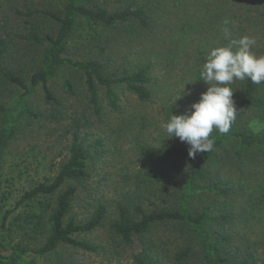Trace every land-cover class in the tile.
<instances>
[{"label":"rangeland","instance_id":"rangeland-1","mask_svg":"<svg viewBox=\"0 0 264 264\" xmlns=\"http://www.w3.org/2000/svg\"><path fill=\"white\" fill-rule=\"evenodd\" d=\"M129 1L83 0L91 7L99 3L110 9L122 7ZM153 1L156 6L153 28L127 33L120 25L100 26L96 31L80 27L71 37L67 50L69 57L87 60L101 56L100 45L105 46L103 61L115 68L126 61V56L134 64L150 63L153 93L147 102L140 101L127 87L119 85L115 87L120 97L117 100L119 109L110 104L102 90V109L97 114L86 96L81 72L74 68L60 69L50 82L60 104L47 101L41 86L24 99V89L0 75V104L11 108L9 112L0 110V129L5 125L16 126V135L4 150L0 165V196L11 193L5 209L12 208L17 196L25 189L56 175L68 158V147L76 129L86 139L91 158L90 177L72 182L78 187L72 212L85 218L100 204L107 208V219L101 227L77 235L96 245L97 251L60 246L56 253L23 257L16 264H135L133 253L151 243L158 245L167 264H179L174 258L184 247L180 224L156 225L146 241L136 238L127 245L114 233L110 223L117 218L119 204H127L132 212H135V206L146 210L178 206L180 194L151 181L145 172L154 168L173 176L184 175L186 166L168 158L164 150L171 144L188 149L189 145L179 138H168L161 124L170 118L169 111L173 106H191L209 87L199 79V73L211 48L212 36L217 35L220 28L217 23L223 20L219 10H223L210 4L212 0ZM231 1L235 25L255 14L247 13L245 7L260 3L259 0ZM64 3L65 0H0V35L9 44L6 64L27 84L39 68L43 47L30 43L26 25L34 22L42 35L56 34L57 23L44 17L43 11L61 13ZM247 30L248 36L264 39L262 33L250 27ZM68 80L74 82L76 93L69 91ZM246 121L255 132L264 130V119L249 116ZM96 140H101L99 149ZM239 145L235 141L219 151L220 157L227 158L226 167L220 171L217 183H209L212 191L194 198L193 207L202 210L210 206L213 215L221 212L229 215L230 224L226 223L225 232L235 235L234 249L242 252L252 248L263 250L264 151L240 148ZM222 182L229 183L228 201L225 194L216 189ZM218 227L217 222L212 221L210 230L214 232ZM13 237L22 238L17 232ZM6 238L0 230V254L3 255L9 253L3 249V245L7 246ZM183 264H193V260Z\"/></svg>","mask_w":264,"mask_h":264},{"label":"trees","instance_id":"trees-1","mask_svg":"<svg viewBox=\"0 0 264 264\" xmlns=\"http://www.w3.org/2000/svg\"><path fill=\"white\" fill-rule=\"evenodd\" d=\"M259 1L260 3L256 5L251 4L244 8L247 13L255 12V14L248 15L245 21L238 25H235L236 22L231 16L233 13L231 0L209 2L220 6L219 9L223 10H219V13L223 15L220 24L217 23L219 17H216L215 23L220 28L217 35L212 36L213 42L210 43V47L228 43V39L224 36L225 29L231 33V38L235 39L248 35L247 27L264 35V0ZM152 3H154L153 0L149 3L143 0H130L122 7L110 9L99 3L91 7L83 0H65L61 13L43 11L44 17L51 18L57 23L56 34L42 35L38 24L34 22L26 25L27 38L30 43L43 47L39 68L31 75L29 84L6 64L9 44L1 35L0 75L6 81L24 89L22 95L24 99L41 86L47 101L60 104V98L52 91L50 82L60 69L74 68L81 72L86 96L97 114H100L102 109L100 102L102 90L105 91L110 104L115 109H119L117 100L120 97L115 91V87L119 85L127 87L140 101L147 102L153 93L150 63L134 64L127 56L126 58L124 56L126 61H123L120 67L115 68L106 60L103 61V57L106 58L105 46L100 45L101 56L87 60L69 57L67 50L71 37L80 27H88L96 31L100 26L110 28L120 25L127 33L153 28L156 6ZM226 20L227 24H225ZM190 25L193 26L192 22ZM254 38L256 45L253 51L257 55H264V39ZM66 85L69 91L76 93L72 80L66 81ZM230 87L234 90L233 99L238 112L229 133L221 135L214 129L210 137L215 139L213 149L208 153H198L195 158L189 157V149L186 146L179 144L166 146L165 155L186 166L184 175L173 176L166 171L154 168H148L145 172L151 181L180 194L178 206L152 210L135 206V212H132L127 204H119L116 210L117 218L110 224L121 242L127 245L132 244L136 238L146 241L156 225L180 224L184 233V247L176 252L174 258L176 263L183 264L193 260V264H264V247L263 250L252 248L247 252L233 248L236 237L229 231L225 232L226 223L230 224L229 215L222 212L213 215L210 212V206L202 210H195L193 207L194 198L205 191H212L209 183H217L220 171L226 167L227 158L219 155V151L226 144H233L237 141L240 148L264 151V130L255 132L248 127L246 121L249 116L264 119V83L254 85L248 79L235 80ZM189 107L173 106L169 111L170 116L174 113H183ZM0 110L9 112L11 108L0 104ZM15 135L16 126L14 124L5 125L0 129V165L4 150ZM85 140L78 129L74 130L68 147V158L62 163L56 175L45 181L36 182L25 189L17 196L12 208L5 209L11 193L0 196V230L7 237V249L4 245L3 249L9 251L7 255L0 254V264H16L23 257L48 256L56 253L60 246L97 251L96 245L79 239L77 235L101 227L107 219L106 206L100 204L85 218L78 217L72 212L78 193V187L72 182L86 180L90 177L91 152ZM95 142L97 149L102 147L101 140ZM218 188L225 194V199L228 201L230 198L229 183L222 182L216 187ZM16 211L17 214H15ZM212 221H216L220 226L214 232L210 230ZM16 232L20 233L22 238L13 237ZM132 259L135 264H167L168 262L162 256L158 245L153 243L142 245L140 251L133 253Z\"/></svg>","mask_w":264,"mask_h":264},{"label":"clouds","instance_id":"clouds-1","mask_svg":"<svg viewBox=\"0 0 264 264\" xmlns=\"http://www.w3.org/2000/svg\"><path fill=\"white\" fill-rule=\"evenodd\" d=\"M224 36L228 43L207 52L199 73V79L209 85L207 90L183 113H174L161 124L168 138H179L189 145L191 158L213 149L215 139L210 137L214 129L221 135L227 134L235 122L238 110L230 85L245 79L254 85L264 83V55L253 51L255 38L248 35L231 38L227 29Z\"/></svg>","mask_w":264,"mask_h":264}]
</instances>
